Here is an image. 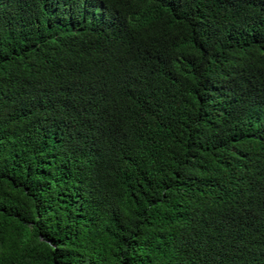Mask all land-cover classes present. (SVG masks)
I'll list each match as a JSON object with an SVG mask.
<instances>
[{
	"label": "trees",
	"instance_id": "16d2710c",
	"mask_svg": "<svg viewBox=\"0 0 264 264\" xmlns=\"http://www.w3.org/2000/svg\"><path fill=\"white\" fill-rule=\"evenodd\" d=\"M0 264H264V0H0Z\"/></svg>",
	"mask_w": 264,
	"mask_h": 264
}]
</instances>
